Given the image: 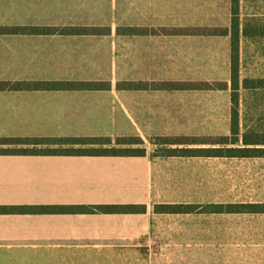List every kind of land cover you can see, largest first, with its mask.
<instances>
[{
    "label": "crops",
    "instance_id": "obj_1",
    "mask_svg": "<svg viewBox=\"0 0 264 264\" xmlns=\"http://www.w3.org/2000/svg\"><path fill=\"white\" fill-rule=\"evenodd\" d=\"M230 12L231 0H0V27L54 29L0 32V138L79 141L0 144V264H264V212L156 210L264 204V156L163 155L148 142L231 134L230 35L116 31L229 29ZM91 25L111 32L69 30ZM220 55L226 74L204 76ZM216 80L228 88L126 85ZM134 136L144 154L99 152ZM69 206L145 210L2 212Z\"/></svg>",
    "mask_w": 264,
    "mask_h": 264
},
{
    "label": "rangeland",
    "instance_id": "obj_2",
    "mask_svg": "<svg viewBox=\"0 0 264 264\" xmlns=\"http://www.w3.org/2000/svg\"><path fill=\"white\" fill-rule=\"evenodd\" d=\"M239 27H240V45H239V73H240V83L243 85L244 79H253L254 82H250V85L259 84L258 79H264V0H240L239 1ZM231 16L232 13V2H231ZM232 24V18H231ZM230 24V27H231ZM1 28V27H0ZM43 28V27H38ZM228 28L226 26H218V27H204V28H193V29H178V28H143L138 26L131 25H118L117 33L123 35H131V34H143V33H159V32H167V33H201V34H210V35H226L225 32ZM74 32H84L90 34H107L111 32L110 26H96L91 25L89 27H73L69 29ZM1 32V31H0ZM230 35V34H229ZM231 41V39H230ZM220 49L219 52L221 54L222 41L220 40ZM217 67H211L210 69L203 72L204 76H213L219 75L222 77L226 74V69L224 68L223 56L219 57V68L218 72L215 71ZM155 83V82H154ZM167 83H176V84H195L193 82H165V83H156L163 87ZM199 84L208 83L215 86H220L224 82L221 80L210 81V82H196ZM135 83H127L126 85H132ZM143 84V83H139ZM145 84V83H144ZM151 84V83H148ZM2 86L5 83L1 84ZM136 85V84H135ZM264 85V83H263ZM134 86V85H133ZM211 89V88H205ZM239 104L238 107L235 108L239 113V137L243 138V135L248 140H256L264 142V88H243L241 87L239 90ZM232 95V91H231ZM232 100V99H231ZM233 102L228 107L230 111L231 107V132H232V110H233ZM220 132L226 131V126L223 124V120L220 119ZM228 138L230 140L233 139L232 133L229 136H219V137H202L193 139L190 137H154L150 139L148 142L162 146L156 149V153L165 152L168 147H172L175 144H165L167 141H189L190 143H182L183 147H189V145L202 142L206 145H202L205 147H209L208 142L211 144L217 143L219 141H224L223 139ZM138 139L139 137H127V138H118L115 139V142L112 144H116L119 148H131V149H141L143 148L144 143H141ZM220 139V140H219ZM79 141L75 140H47V139H15V138H2L0 139V144L8 145V147L2 148L3 150L17 149L20 145L25 144H69L76 143ZM83 142V141H81ZM91 143H103L108 144V140L100 139V140H92L85 141ZM121 143V144H120ZM237 145L242 146L243 144L239 142ZM236 145V146H237ZM258 147H264V145H258Z\"/></svg>",
    "mask_w": 264,
    "mask_h": 264
},
{
    "label": "trees",
    "instance_id": "obj_3",
    "mask_svg": "<svg viewBox=\"0 0 264 264\" xmlns=\"http://www.w3.org/2000/svg\"><path fill=\"white\" fill-rule=\"evenodd\" d=\"M239 1L240 0H231L232 2V24L229 29L225 32L230 34L231 39V90H232V136L233 139L228 138L223 139L224 141L217 142L218 144H223L225 146L220 147H202V148H191V147H182V148H171L168 147L165 152H162L163 155H235V156H264V147H258V145H264V142L256 140H248L245 135L243 138L239 137V113L235 108L239 104V90L241 87L249 88H264V79H258L259 84L250 85V82H254L253 79H244L243 85L240 83V73H239V45H240V27H239ZM54 29L49 28H38V27H1L0 31L4 33H37V32H51ZM134 85V86H133ZM37 87L50 88L51 86L47 83L35 84ZM151 87V88H160L161 85L156 83H143V84H132L127 85V87ZM165 88H228L227 83H223L220 86L211 85L208 83H195V84H176V83H167L163 85ZM3 87L9 88H18L22 87L20 84L5 83ZM88 87H97L95 84H90ZM2 139V138H0ZM100 140V139H87V141ZM108 143H111L109 139ZM141 143H144L142 139H138ZM220 140V139H219ZM85 142V141H84ZM239 142H242V146H227L228 144L237 145ZM91 143V142H90ZM104 143V142H103ZM190 143L189 141H167L165 144H182ZM121 144V143H120ZM2 152H6L2 150ZM101 153H110V154H144L145 149H131V148H119V147H110L105 148L99 151ZM145 210L144 207L136 206H69L62 209L56 208H46L38 207L36 209L29 208H17V207H2V212H58L56 210H63L64 212H114L117 210H125L127 212H134L135 210ZM52 210V211H50ZM157 211L160 212H196V211H206V212H221V211H248V212H264V204H239V205H189V204H165L158 205L156 207Z\"/></svg>",
    "mask_w": 264,
    "mask_h": 264
}]
</instances>
